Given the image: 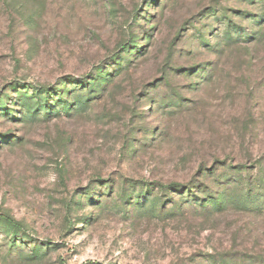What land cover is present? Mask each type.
Instances as JSON below:
<instances>
[{
    "label": "rangeland",
    "instance_id": "1",
    "mask_svg": "<svg viewBox=\"0 0 264 264\" xmlns=\"http://www.w3.org/2000/svg\"><path fill=\"white\" fill-rule=\"evenodd\" d=\"M0 264H264V0H0Z\"/></svg>",
    "mask_w": 264,
    "mask_h": 264
},
{
    "label": "trees",
    "instance_id": "2",
    "mask_svg": "<svg viewBox=\"0 0 264 264\" xmlns=\"http://www.w3.org/2000/svg\"><path fill=\"white\" fill-rule=\"evenodd\" d=\"M0 218H2L5 221H8L10 224L14 225L15 227H22L21 224L17 223L13 218L7 216L6 214H1L0 213Z\"/></svg>",
    "mask_w": 264,
    "mask_h": 264
}]
</instances>
